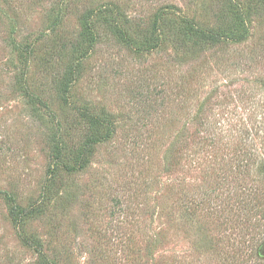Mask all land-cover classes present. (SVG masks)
Here are the masks:
<instances>
[{"label": "rangeland", "instance_id": "rangeland-1", "mask_svg": "<svg viewBox=\"0 0 264 264\" xmlns=\"http://www.w3.org/2000/svg\"><path fill=\"white\" fill-rule=\"evenodd\" d=\"M83 111L111 138L78 170ZM42 254L264 264V0H0V264Z\"/></svg>", "mask_w": 264, "mask_h": 264}, {"label": "trees", "instance_id": "trees-1", "mask_svg": "<svg viewBox=\"0 0 264 264\" xmlns=\"http://www.w3.org/2000/svg\"><path fill=\"white\" fill-rule=\"evenodd\" d=\"M231 11H232V19L235 20V22L233 24H231L228 27V33H230L228 35V37L223 38L224 41H235V42H242L244 40H246V38L248 37V29L246 27V21L247 19L245 18L246 16L241 12L238 11L237 6L235 7V4H231L230 3ZM235 7V8H234ZM186 21V25H185V34L186 36L189 37V39L194 40L195 44H200V41H203V38H208L207 42H205L206 44H210V43H214V42H220L222 39L220 38L221 36L217 35V34H209L207 35L206 32L203 31L202 28H200L199 26H196L195 23H193V20H185ZM239 21V24L238 22ZM232 39V40H231ZM124 40L128 39L125 37ZM74 68L70 70L69 76L67 77L68 80L71 76H73L74 74ZM68 82V81H67ZM70 87L67 85L66 83V88H65V92L68 93L70 91ZM83 116L86 119V122H82V124H78L76 127L74 128H83L85 130L84 135L82 136L84 138V142L81 146V148L78 149V151L76 152V158H77V166L79 167L78 170L83 169L86 165V163L88 162V158L89 155H91L95 148L98 145L104 144L107 141L110 140L111 136L108 135H102L99 132L100 127L104 126V122L98 118V116H94L88 112H82ZM58 142V155L57 158L58 160L63 159L64 157L67 156V154H65V152H67V148L64 146V144L62 142H60V140L57 141ZM73 149V148H72ZM72 152H70V154H74V149L71 150ZM74 152V153H73ZM59 162L57 161L53 164L52 168L50 169V173H54L57 170V167L59 166ZM75 170H73V172L77 171L76 168H74ZM38 205L36 204L34 206V208L29 209L28 211L26 210V212H23L22 215L28 216L30 214L35 213V211L38 210ZM24 242L27 244V246L32 245V242L28 239L25 238ZM37 246V245H36ZM43 256V254H42ZM43 260H44V264H52L45 256H43Z\"/></svg>", "mask_w": 264, "mask_h": 264}]
</instances>
